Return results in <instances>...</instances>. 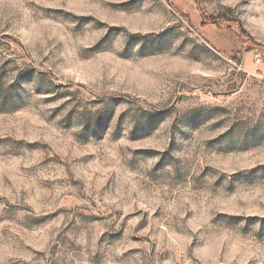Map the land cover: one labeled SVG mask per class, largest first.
Masks as SVG:
<instances>
[{"label":"rangeland","instance_id":"1","mask_svg":"<svg viewBox=\"0 0 264 264\" xmlns=\"http://www.w3.org/2000/svg\"><path fill=\"white\" fill-rule=\"evenodd\" d=\"M264 0H0V264H264Z\"/></svg>","mask_w":264,"mask_h":264},{"label":"built area","instance_id":"2","mask_svg":"<svg viewBox=\"0 0 264 264\" xmlns=\"http://www.w3.org/2000/svg\"><path fill=\"white\" fill-rule=\"evenodd\" d=\"M254 61L256 63H263L264 62V51L258 53L255 58H254Z\"/></svg>","mask_w":264,"mask_h":264}]
</instances>
